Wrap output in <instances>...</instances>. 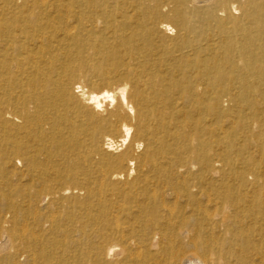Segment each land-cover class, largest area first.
Returning a JSON list of instances; mask_svg holds the SVG:
<instances>
[{
  "label": "bare ground",
  "instance_id": "obj_1",
  "mask_svg": "<svg viewBox=\"0 0 264 264\" xmlns=\"http://www.w3.org/2000/svg\"><path fill=\"white\" fill-rule=\"evenodd\" d=\"M69 1L62 38L52 37L48 15L0 9V264H264V200H158L154 192L104 206L95 219L80 200H51L79 189L103 203L107 187L111 198L153 181L163 188L194 165L173 157L169 110L206 89L219 88V107L255 94L261 105L264 0H79L81 13ZM103 29L130 35L115 47L91 43L95 57L125 52L140 61L139 75L155 67L168 78L139 86L136 101L126 84L117 94L73 87L90 56L69 44ZM238 151L204 157L203 175L215 180L239 164V186L263 196L264 148L258 159ZM86 175L92 184L80 182Z\"/></svg>",
  "mask_w": 264,
  "mask_h": 264
},
{
  "label": "rangeland",
  "instance_id": "obj_2",
  "mask_svg": "<svg viewBox=\"0 0 264 264\" xmlns=\"http://www.w3.org/2000/svg\"><path fill=\"white\" fill-rule=\"evenodd\" d=\"M17 6L35 11L36 14L50 16V31L59 34V36L53 35L52 37L62 38L61 36H63L64 29L67 26L69 0H0V9L16 8ZM81 7L83 6L80 5L79 0H75L74 10L81 13L83 11ZM40 8L43 10L41 11ZM86 12L90 13L87 9ZM140 24L141 21L137 20L136 25ZM137 33L141 34L142 32L138 31ZM94 34L95 36H90L88 33H83L77 41H72L69 44L73 51H77L80 45L87 46L90 56L89 59L85 60L84 68L77 70L78 76L74 80L73 87L83 86L88 92L92 89L99 91L107 88L117 94L126 84L128 86V96L136 101L139 97L137 92L139 86L151 81L150 79H154V77L159 76L163 80L168 78L165 71L160 72L155 67H152L146 75H139L140 61L130 58L125 52L122 53L120 58L106 59L103 56H94L91 46L95 43L105 40L109 47H115L120 44L124 37L129 36L130 32L122 34L120 31L103 29ZM119 35H123V37ZM77 57L81 58L83 55ZM93 67L95 70H93ZM139 92L141 91L139 90ZM220 92L218 87L206 89L197 94L199 99L195 103H179L169 110L170 117L168 120L176 134V138L172 143L173 157L178 159L192 158L194 165L170 178L164 183L163 188L153 185L155 183L153 181L144 188H138L135 192L136 195L134 194L133 197L128 196L129 193H124L111 198L112 191L107 187L105 192L109 196L103 203L99 202L97 196H90L85 190L80 191L79 189L71 191L69 195L58 194L53 196L51 200H68L67 202L61 201V204L65 206H70L75 200H80L88 205L94 219L97 218L101 208L114 202L149 200L143 194L149 196L157 193L159 195L158 200H208V198L210 200H264V195L255 196L252 194L251 189L239 186L236 180V170L239 169V164H234L230 169L225 168L221 177L215 180H210L202 173L201 163L206 156L228 153V155L235 157L239 152L238 150H241L245 153L242 154L243 158L258 159L257 154H260V151L264 148V102L260 105L258 103L259 96L255 94L250 102L245 105L234 106L231 104L219 107L216 99L222 95ZM117 99L120 100V96ZM78 101L81 106L85 105L82 97H79ZM106 109L111 110L110 104H106ZM128 123L134 128L137 122L135 119H128ZM253 124L256 125L255 129H253ZM110 135L116 141L122 136L120 132L115 130ZM96 169L97 167L94 165L89 167L91 177ZM90 176L80 177V179L82 178L80 182L86 185L92 184L93 179ZM129 181L130 179L123 177L121 183L124 184ZM15 182L17 183V181ZM187 185L189 187L197 186L199 190L190 193V190H187ZM62 187L63 184H60L59 189ZM251 197L253 198L251 199ZM75 220L77 224L80 222L77 217H75ZM66 264H70V261L67 260Z\"/></svg>",
  "mask_w": 264,
  "mask_h": 264
}]
</instances>
